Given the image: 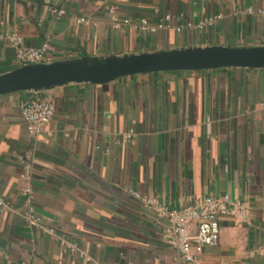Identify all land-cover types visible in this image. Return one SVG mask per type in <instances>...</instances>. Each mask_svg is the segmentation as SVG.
Here are the masks:
<instances>
[{"label":"crops","instance_id":"crops-1","mask_svg":"<svg viewBox=\"0 0 264 264\" xmlns=\"http://www.w3.org/2000/svg\"><path fill=\"white\" fill-rule=\"evenodd\" d=\"M107 4L129 23L114 27ZM262 5L0 0V31L18 34L26 46L47 43L49 62L264 45ZM81 16L87 21L76 22ZM15 67L14 47L0 40V74ZM35 97L51 100L54 113L30 133L20 103ZM263 104L264 67L139 73L0 94V264H264V254L254 252L264 245ZM25 174L37 226L25 219ZM208 194L227 195L236 213L220 218L216 245L186 262L170 242L168 221L143 199L181 209Z\"/></svg>","mask_w":264,"mask_h":264},{"label":"water","instance_id":"water-1","mask_svg":"<svg viewBox=\"0 0 264 264\" xmlns=\"http://www.w3.org/2000/svg\"><path fill=\"white\" fill-rule=\"evenodd\" d=\"M223 67L263 68L264 45L194 46L110 55L90 62L66 60L24 64L0 74V94L38 91L68 82L103 84L139 73Z\"/></svg>","mask_w":264,"mask_h":264},{"label":"built area","instance_id":"built-area-1","mask_svg":"<svg viewBox=\"0 0 264 264\" xmlns=\"http://www.w3.org/2000/svg\"><path fill=\"white\" fill-rule=\"evenodd\" d=\"M106 8L111 14L112 24L116 28H120L122 23H129L128 19L119 20L116 13V6L107 4ZM50 12L60 15L62 9L50 7ZM260 13L264 14V5L260 8ZM87 19L81 16L76 22H86ZM139 25L144 29H154L153 26L147 24L145 19L139 20ZM138 27V25H136ZM158 24L156 27H161ZM178 29V28H177ZM0 40H5L14 47L15 59L18 66L31 63L49 62L47 56V43L39 47L26 46L22 43L21 37L12 32L0 31ZM264 106V104H263ZM22 120L30 133H38L43 130L46 124L51 120L54 113V104L49 99L29 98L20 103ZM130 133L124 135L125 138L130 137ZM21 193L25 196V219L29 225L37 226L41 222V218L34 211L32 202V189L30 177L28 174L22 176ZM144 203L158 217L168 221L169 226L167 234L170 242L176 246L182 258L186 262H195L204 246H214L218 243L220 226L219 220L227 214H235L234 207H230V200L227 195L215 196L205 195L195 206H186L185 208H171L155 197H146ZM237 212L245 213L246 209L243 203H236ZM61 243L65 244L64 240ZM70 251H76L74 244H67ZM256 253L264 254V245L255 249ZM82 253V252H81ZM88 258V256H86ZM22 264H25L23 262Z\"/></svg>","mask_w":264,"mask_h":264}]
</instances>
